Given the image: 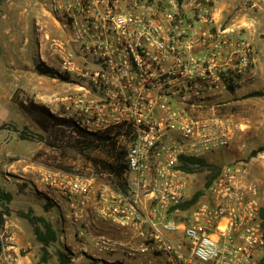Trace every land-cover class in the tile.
<instances>
[{
	"label": "built area",
	"instance_id": "obj_1",
	"mask_svg": "<svg viewBox=\"0 0 264 264\" xmlns=\"http://www.w3.org/2000/svg\"><path fill=\"white\" fill-rule=\"evenodd\" d=\"M41 2L63 34L51 42L52 76L75 86L66 114L126 145L121 184L46 174L61 186L76 240L93 212L107 226L93 250L123 264H264V197L249 165H223L194 204L184 168L198 166L190 159L211 163L240 129L217 113L215 98L251 64L241 30L219 22L212 0Z\"/></svg>",
	"mask_w": 264,
	"mask_h": 264
},
{
	"label": "rangeland",
	"instance_id": "obj_2",
	"mask_svg": "<svg viewBox=\"0 0 264 264\" xmlns=\"http://www.w3.org/2000/svg\"><path fill=\"white\" fill-rule=\"evenodd\" d=\"M165 1H175L181 6L188 5L193 0ZM212 1L218 10L219 22L234 31L241 30L252 47V61L241 84L215 98L217 113L227 114L237 123L243 124L241 132L246 135L238 140L236 135L228 149L211 155L208 158L211 166H196L192 169L189 193L193 196L202 191L211 175L223 165L244 162L251 168L252 177L259 181L260 193L264 197V0ZM0 4L4 5L0 7V11H5V18L0 19V84L7 85V91L0 92V101H12L18 105L17 109L8 107V104L0 108L2 118L11 117L16 122L22 118L23 122H31L30 115L20 104L29 106L31 101L37 103L34 100L37 91L41 93L42 99L50 91L51 99L59 104L57 111L52 112L72 121L66 114L63 99L74 91L75 86L73 82L54 80L51 73L52 64L58 65L52 54L51 42L54 38L63 36L61 30L45 12L41 0H0ZM15 36L22 40H2ZM33 123L38 129L22 127L21 134L28 141L42 143L39 157H43L42 161L48 166L71 175L95 176L121 184L123 174L120 177L111 174L110 166L124 164V141L116 138L110 140L99 134L89 135L90 133L80 137L75 132L77 125L74 122L76 126L62 125L48 133L34 121ZM1 128L16 129L11 123L3 124ZM98 136L106 138L105 145L97 141ZM89 142L92 145H88ZM117 155H122V159L116 161ZM86 255L72 262L78 256L63 253V262L57 256L56 263L123 264L120 260H124L117 256ZM141 261L130 263L139 264Z\"/></svg>",
	"mask_w": 264,
	"mask_h": 264
},
{
	"label": "crops",
	"instance_id": "obj_3",
	"mask_svg": "<svg viewBox=\"0 0 264 264\" xmlns=\"http://www.w3.org/2000/svg\"><path fill=\"white\" fill-rule=\"evenodd\" d=\"M0 7L4 5L0 4ZM2 10L0 19L5 18V11L3 10L2 13ZM217 11L215 8L218 18L220 16ZM2 40H22V38L5 37ZM2 91H7V85L0 84V92ZM34 100L46 105L53 112L59 108V104L51 99L50 91L46 93V98L43 96V99L41 93L37 91ZM7 104L10 105L8 107L17 109L18 105L12 101L9 103L0 101V108L6 107ZM1 113L0 127L11 123L16 129L0 128V191L10 195L9 200L0 201V212H3L0 224V261L7 262L11 259L13 264H57L59 253L78 256L73 258L72 262L80 260L86 254L98 257L93 250L92 241L107 226L95 220L93 212H90L89 233L83 240H76V226L68 215L61 186L45 178L47 173L55 169L44 163L43 157H39L42 143L36 140L28 141L21 134L22 127H30L32 130L38 128L33 120L23 122L20 118L16 122L11 117L3 119ZM224 116L232 118L227 114ZM238 124L240 129L237 140L246 135L241 132L243 124ZM6 210L8 211L5 212ZM27 214L44 218L55 232L57 240L47 244L39 241L35 233L36 225L30 222L26 217ZM38 226L41 231H45L41 224Z\"/></svg>",
	"mask_w": 264,
	"mask_h": 264
},
{
	"label": "trees",
	"instance_id": "obj_4",
	"mask_svg": "<svg viewBox=\"0 0 264 264\" xmlns=\"http://www.w3.org/2000/svg\"><path fill=\"white\" fill-rule=\"evenodd\" d=\"M20 107L22 109H24L26 111V113H28L31 117V119L45 132H51L52 130L56 129V127H60L62 125H72L74 124L71 120H67L65 118H61L58 117L57 115H55L50 108H48L45 105L42 104H37L35 102H30L29 106H26L24 103L20 104ZM75 125V124H74ZM76 126V125H75ZM1 128V127H0ZM56 133H58V135H61V132H59L58 130L55 131ZM80 137H84L86 134L88 135L89 132L80 129L77 126V131H75ZM89 135H95L93 133H90ZM106 138L103 136H98L97 141L101 144H106ZM92 142H89L88 145H92ZM87 146V145H86ZM122 159V155H117L115 157L116 161H119ZM189 163L192 164H198V166H211L210 163L206 162L205 160H195V159H190ZM110 166V165H109ZM111 167V174L120 177L122 176L124 169H125V165L124 164H118L117 166H110ZM185 170L189 173H191L194 169V167H189L188 165H186ZM219 171V169L217 170ZM217 171H215L213 174L215 175L217 173ZM212 174V175H213ZM211 175V176H212ZM213 175V176H214ZM210 179L211 177L207 180L205 187H208L209 183H210ZM203 194V190L200 192H197L196 194L193 195V198L191 200L190 204H194L195 202H197L199 200V198L201 197V195ZM10 199V195L9 194H4L0 191V201L1 200H9ZM8 210H6L5 212H7ZM2 217H3V212H0V224L2 222ZM26 217L30 220V222L34 225H36L35 227V233H36V237L39 241L47 244L50 241H56L57 237L55 232L52 230L51 226L45 221L44 218H39V217H35V216H31L30 214H27ZM262 217L264 219V210L262 213ZM38 224H41L43 226V228L45 229V231H41L40 227L38 226ZM59 258L61 260V262H63L62 258H63V254L59 253ZM66 262V260L64 261Z\"/></svg>",
	"mask_w": 264,
	"mask_h": 264
}]
</instances>
